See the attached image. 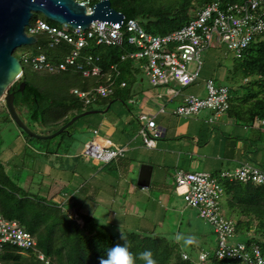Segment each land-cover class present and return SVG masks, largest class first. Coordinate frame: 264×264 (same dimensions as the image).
Here are the masks:
<instances>
[{
    "label": "trees",
    "instance_id": "1",
    "mask_svg": "<svg viewBox=\"0 0 264 264\" xmlns=\"http://www.w3.org/2000/svg\"><path fill=\"white\" fill-rule=\"evenodd\" d=\"M110 1L113 9L123 13L127 19L140 22L147 32L167 35L183 28L197 17L201 8L207 5L220 3L226 8L229 5L243 4L248 0ZM99 2L100 0H93L92 6ZM37 19L39 18L36 15L31 24ZM44 21L48 22V20ZM50 25L58 27L57 24ZM38 39V45L34 46L33 51L37 54L45 53L51 61L58 64L65 62L74 49L65 42L51 48L47 34L39 36ZM133 50L127 41L121 46H92L84 49L78 64L86 69V58L94 55L100 59L96 62V66L102 69L101 75L89 78L84 77L77 67H70L67 71L58 74L37 72L32 68L33 72L44 76L49 86L55 89V94L46 90L45 83L41 84L25 72L23 79L12 90L16 94L15 106L22 120L33 132L48 136L55 134L73 118L86 112L101 111L103 114L110 105L109 112H111L117 102L131 108L130 103H134L133 95L140 76L134 67L135 60L123 61L122 58ZM236 61L238 63L234 66L231 79L242 81L241 84H235L239 86L238 88L250 87V89L245 95L238 97L230 88L228 113L245 121L251 115L255 120L264 121V37L253 42L244 52L243 57ZM247 80L250 81L245 83ZM22 82L26 83L24 93L20 92ZM101 86L111 87L113 94L108 97L99 96L97 90ZM254 86H258L259 90H254ZM74 90L90 93L93 100L91 104L87 105L76 96ZM235 102L239 105L235 106ZM96 106L100 107L96 108ZM6 110L5 107L0 113ZM8 115L4 116V122H11ZM137 121L139 122L138 117ZM65 134L72 138L75 136L70 130L63 133ZM25 135L32 141L44 142L33 139L26 133ZM56 152L58 151L55 149L53 152L48 151V154H57ZM258 168L264 170L262 165ZM221 182L225 188L222 210L228 213L227 219L235 222L236 236L244 237L246 242L241 243L246 244L249 249L259 247L264 257V187L232 183L227 180ZM0 211L8 220L18 221L38 242L36 250L22 252L15 248L6 249L0 257L1 264H99L100 257H106L108 249L116 243H123L121 234L130 243L132 253L151 250L157 264H242L237 260H219L216 256L218 244L214 254H209V259L201 262L200 258H191L182 250L179 243L167 237L149 232L118 234L112 226L101 224L95 218H76L75 215L63 211L62 207L53 201L17 185L7 173L1 159ZM40 255H44L45 261L39 258ZM185 255L188 256L187 260L184 258ZM136 264L143 262L137 259Z\"/></svg>",
    "mask_w": 264,
    "mask_h": 264
},
{
    "label": "built area",
    "instance_id": "2",
    "mask_svg": "<svg viewBox=\"0 0 264 264\" xmlns=\"http://www.w3.org/2000/svg\"><path fill=\"white\" fill-rule=\"evenodd\" d=\"M74 1L87 7L91 12L93 0ZM43 34L49 37L51 48L65 42L74 49L65 62L59 64L51 61L43 52L38 54L34 52L30 57L25 55L26 63H30L37 72L58 74L67 71L70 67H77L86 78L99 76L102 74V69L96 66V62L100 59L94 55L86 58V69L78 64L83 50L92 46H121L127 41L134 50L123 56L122 60L144 61L141 69L152 87L168 86L173 79L179 87L185 89L201 78L204 68L202 55L213 48L215 36L219 44H227L228 49L237 59L243 57L244 52L253 42L264 37V0H248L243 4L229 5L226 8L220 3L207 5L198 11L195 19L180 30L167 35L151 34L140 22L126 17L122 27L118 29L97 21L87 31L74 30L69 25L51 26L42 19H37L27 28L29 37L38 39ZM191 65H194V69H191ZM206 87L205 98L187 96L185 103L174 110L173 115L190 118L206 110L216 115L227 113L230 110V88L217 86L214 80H209ZM74 94L87 105L93 101L90 93L74 90ZM97 94L108 97L113 94V90L111 87L101 86ZM171 94L176 97L180 91H171ZM167 112V105H162L157 113L144 112L138 116L140 136L147 148H156L155 139L162 137L156 118L157 115ZM126 152V148L103 142L99 133L95 132V137L85 145L83 156L87 160L108 165L125 157ZM223 180L264 187V170L251 164H244L233 172L222 173L219 176L179 171L176 177L177 187L183 191V199L187 207L198 210L200 218L218 235L216 256L219 260L230 259L241 261L242 264H264V257L259 247L249 249L244 243L231 242L236 237V224L223 214L222 202L225 197V188L221 182ZM37 246V239L30 232L18 221L8 220L0 211V257L8 248L25 252L36 250ZM209 257V253L203 251L199 255L201 262H206ZM39 258L45 261L44 255H40ZM184 258L187 260L188 256L185 255Z\"/></svg>",
    "mask_w": 264,
    "mask_h": 264
},
{
    "label": "crops",
    "instance_id": "3",
    "mask_svg": "<svg viewBox=\"0 0 264 264\" xmlns=\"http://www.w3.org/2000/svg\"><path fill=\"white\" fill-rule=\"evenodd\" d=\"M199 80L188 87L190 88L188 91H186L188 88L184 89L189 94L184 93L183 90L176 97L171 94V91L179 90L168 88V91H166V86L154 88L150 83H148L149 87L145 89L141 85V83L144 84L143 79H141V83H137L135 93H139V96H141L138 103V116L144 112L157 113L162 105H167L168 112L159 114L156 118L162 137L155 139L156 148L154 149L147 148L143 138L139 136L140 131L131 128L133 124L139 126L138 116L134 114H127L122 110V117H120L122 120L117 121L111 117L110 108L109 113L105 112L106 109L103 114L100 111L98 114L91 115H100L98 120L89 118L83 121L80 129H89L93 138L95 137V132H98L103 142H110L116 147L127 149L125 157L107 165L109 167L118 166L117 171L122 176L121 181L115 180L117 181L115 182L103 177V170H100V172L90 170L86 173L91 178L83 184H78L70 177L67 179L65 172L57 168V166L52 169L45 165L43 167V177L51 178L49 180L50 185L44 191H42L43 186H41L39 193L45 194L44 198L53 201L59 207H62L63 211L75 215L79 219L84 217L95 218L97 217L95 212L98 207H106L109 210L107 223L113 224V226L117 223L115 228L112 226L117 232H120V221L126 225H131L132 228L140 221L147 219L144 225L149 227L143 226L137 230L152 233L157 227L155 224L159 225L163 221L166 211L159 209V205L155 200L152 201L154 198L149 192L153 190L161 193V197L164 200L168 197L167 200L172 206L175 203V200H173L174 195L180 197L181 193H183L177 187L176 178L173 186L169 184L168 177L171 175V169H176L177 173L184 171L186 173H206L212 176H219L222 173L233 172L244 164H251L257 167H260V165L264 166V121L255 120L253 115L249 116L250 118L245 121L241 117L230 115L228 112L216 115L214 112L207 110L203 112L210 113V116L201 122L193 120L192 118L195 116L181 118L173 115V111L185 103L187 96L194 95L200 98L207 96V82L205 78L202 82H199ZM173 103H177V106L172 107ZM114 108L113 106L111 112ZM128 110L131 112L130 108ZM116 111L119 110L114 112ZM116 114L118 113L116 112ZM177 119L188 121H184L180 125L177 123ZM116 130L120 132L121 137L113 138V133ZM93 138L87 140L85 145ZM169 139L172 143H169ZM56 153L48 155H53L56 158L60 157L59 152ZM16 155L13 154L12 157L8 158V164L13 162V158ZM77 156L85 166H88L90 162L94 164V161L87 160L83 156V152ZM141 157L147 159L146 162H143L145 163L144 165L154 168L152 184L149 189H143L138 186L139 175H137L135 181L133 178V166L135 163L133 160L137 159L140 161ZM73 175L76 177L77 173L73 172ZM108 188L111 189L108 190ZM72 189H76V193H73ZM81 195L84 197H80ZM181 197L183 199V196ZM143 199H146L143 204L147 201L149 203L155 202L154 208L144 213V218L141 217L143 213L140 211L141 204L139 203V200ZM68 206H71L69 210L67 209ZM131 214H134L137 220H131L128 217ZM95 219L101 223L99 219Z\"/></svg>",
    "mask_w": 264,
    "mask_h": 264
},
{
    "label": "rangeland",
    "instance_id": "4",
    "mask_svg": "<svg viewBox=\"0 0 264 264\" xmlns=\"http://www.w3.org/2000/svg\"><path fill=\"white\" fill-rule=\"evenodd\" d=\"M37 18L42 20H48L43 15H37ZM50 24H54L52 21H49ZM57 26L61 27L59 24ZM34 46L30 47H24L22 49H19L16 51L15 56L22 62V65L25 68V72L27 75L35 78L37 81H40L41 84H44L46 87V90L48 92H52L55 94V89L49 86V83L46 82L44 79V76L41 74H38L36 72L32 71V66L30 63H26V58H24L25 55H28L30 57V54L34 53ZM237 58L235 55L228 49L227 44H219L217 42V37H214L213 41V48L207 50L202 55V61L204 64V68L202 71V77L199 80V82H202L205 78V81L208 82L210 79L214 80L217 84V86H226L228 88H231L233 90V94L236 96H243L245 95L249 89L247 87L238 88L239 86L235 84L240 83V79L232 80V72L234 70V66L237 65ZM144 61H135L134 67L138 71V75L140 76L139 82L141 83V79L144 80V84L141 83V85L146 89L149 87V79L141 69V65L144 64ZM191 69H194V65H191ZM45 80V81H44ZM252 80V79H250ZM249 80V81H250ZM246 81L245 83L249 82ZM207 84V83H206ZM166 91H168V88L183 91L181 87L177 85V83L171 79L169 82V85L166 86ZM190 88H188L186 91H188ZM254 90H259L258 86L253 87ZM165 91V92H166ZM184 90V93L186 92ZM187 93V92H186ZM189 94V93H187ZM139 93H134L133 95V101L134 103L131 104V112H129V108L123 104V103H115L114 104V110L110 112V115L113 119H116L117 121H121L122 118V110L124 113L127 114H134L138 116V103L141 99V96H139ZM168 95V92H167ZM168 100V99H167ZM239 103L235 102V106H238ZM177 103H173L172 107H176ZM6 107V104L4 102L0 103V112L3 111ZM100 107V106H98ZM96 106V108H98ZM115 110L116 112H114ZM7 111V110H6ZM0 113V159L4 162L5 168L7 173L12 177L17 185H20L24 187L26 190L29 189L33 194H37L40 197H45V194L39 193V189H41V186H43L44 191L50 184L49 180L50 177H43V167L45 165H48L50 168L54 169L53 167L59 168L62 171L65 172L67 175V179L70 177L72 180H75L78 184L85 183L87 180H89L91 177L87 176L90 170H94L96 172H100V170H103L104 176L107 179L110 180H117L121 181L122 176L119 174L118 166H107L104 164H100L97 162L89 163L88 166H85V164L77 158L80 153L84 151L85 142L91 138H93L91 135V132L89 129H80V125L85 121L86 119H92V120H98L100 115L96 116H87L81 120H79L74 126H72L69 130L72 132V134H75V136L70 137V135H60L52 140H45L44 142H37L32 141L29 139L25 133L18 128V126L12 121H3L4 116H7L8 111L6 113ZM120 112V113H119ZM9 116V115H8ZM210 116V113H201L194 118L193 120L197 121H203L206 120ZM120 119V120H119ZM177 123L182 125L184 119H177ZM121 124V123H120ZM133 130L140 131V124L137 126V124H133L131 126ZM131 128L129 129L131 132ZM122 130V126H121ZM136 131V132H137ZM113 138L115 137H121L120 132L116 130L115 133H113ZM140 136V135H139ZM141 137V136H140ZM167 142V141H163ZM169 143H172V141L169 139ZM58 148V149H57ZM55 149L59 152L60 157H53V155H48V151H55ZM13 154H17L16 157L13 158V162L11 164H8V158L12 157ZM138 161L137 159L133 160L134 166H133V174H134V181L136 180L137 175H139L141 166H143L147 159H144V157H141ZM98 165V166H95ZM93 166H95L93 168ZM73 172H76L77 175L74 177ZM97 174V173H96ZM168 182L170 185H174V179L177 177V171L176 169H171ZM115 181V182H117ZM108 185V184H107ZM40 186V187H39ZM81 186V185H80ZM70 188V187H68ZM79 188V187H78ZM111 188H108V190ZM141 189V188H139ZM73 193H76V189L71 190ZM152 197L159 205V209H164L166 211L165 217L161 223L155 224L157 227L155 228L154 234H157L158 236H164L168 239L175 241L176 243H179L182 247V250L185 253H188L191 258L198 259L200 252L205 251L209 254H214L215 249L218 244V237L214 231V229L207 224L204 220H202L199 216V211L196 209H191L187 207V205L184 202V199H182L181 196H183V193H181V196H175L173 200H175L174 206H172L169 202L168 197L164 200L161 197V193L156 191L149 192ZM84 194V193H83ZM80 197H84L81 195ZM146 201V199L139 200V203L141 204L140 211L143 213L141 215L142 218L144 213L146 211H149L151 208H154L155 202L149 203L148 201L143 204V202ZM172 206V207H171ZM71 206H68V210ZM116 210V209H115ZM168 210V211H167ZM163 211V210H162ZM97 214V219L101 221V224H106L113 226V224L107 223V215L109 213L108 208L106 207H98V209L95 212ZM223 214L226 218H228V213L223 209ZM126 216V215H125ZM124 216V217H125ZM128 216V215H127ZM153 216V215H151ZM120 217V216H119ZM131 218V220L135 221L137 220L136 216L134 214H131L128 216ZM132 221V222H133ZM122 230L121 232H117L118 234L121 233H141L142 231H138V228H141L143 226L149 227L145 222L146 220L140 221L138 224L132 226L126 225L120 221ZM131 222V224H132ZM143 223V224H140ZM119 224V225H120ZM117 226V223L113 226L115 228ZM154 227V225H152ZM143 233V232H142ZM146 233V232H144ZM177 235L182 236H193L195 237V240L190 245H185L183 240H177ZM231 242L235 243H241L246 242V239L244 237H235ZM180 247V248H181ZM27 255V254H23Z\"/></svg>",
    "mask_w": 264,
    "mask_h": 264
},
{
    "label": "water",
    "instance_id": "5",
    "mask_svg": "<svg viewBox=\"0 0 264 264\" xmlns=\"http://www.w3.org/2000/svg\"><path fill=\"white\" fill-rule=\"evenodd\" d=\"M36 15H43L46 19L61 26L69 25L72 29L87 31L92 24L101 21L121 28L125 15L113 9L110 0H103L88 8L74 0H0V103L6 104L7 111L12 121L36 140H52L67 132L79 120L100 113L90 111L73 118L67 125L52 135L44 136L33 132L22 120L15 106L16 94L13 87L19 83L24 75L25 68L15 56L17 50L24 47L35 46L36 37L27 35V28ZM26 83L20 84V92L24 93ZM111 106L105 112H108ZM154 168L143 165L140 169L138 186L149 189L152 184Z\"/></svg>",
    "mask_w": 264,
    "mask_h": 264
},
{
    "label": "clouds",
    "instance_id": "6",
    "mask_svg": "<svg viewBox=\"0 0 264 264\" xmlns=\"http://www.w3.org/2000/svg\"><path fill=\"white\" fill-rule=\"evenodd\" d=\"M121 225L119 230L121 232ZM177 240H183L185 245H190L194 242L193 236L177 235ZM121 240L123 243H116L106 253V257H100L99 264H136V260L139 259L143 264H157L154 259V255L151 250H144L138 254H134L130 251V243L121 234Z\"/></svg>",
    "mask_w": 264,
    "mask_h": 264
}]
</instances>
